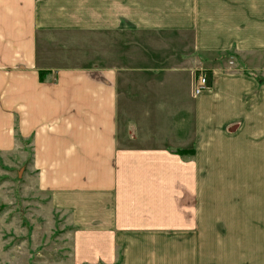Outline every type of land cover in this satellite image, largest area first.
Returning <instances> with one entry per match:
<instances>
[{
  "label": "crops",
  "instance_id": "crops-1",
  "mask_svg": "<svg viewBox=\"0 0 264 264\" xmlns=\"http://www.w3.org/2000/svg\"><path fill=\"white\" fill-rule=\"evenodd\" d=\"M51 1L0 0V150L28 142L39 187L79 226L78 253L112 261L120 247L124 264H160L157 239L179 223L195 238L264 221V0H185V22L155 26L192 32L194 54L147 66L162 58L142 52L138 67L109 47L97 65L57 62L66 44L43 41L68 22ZM119 4L92 1V32L130 30ZM196 70L210 76L198 94Z\"/></svg>",
  "mask_w": 264,
  "mask_h": 264
},
{
  "label": "rangeland",
  "instance_id": "rangeland-1",
  "mask_svg": "<svg viewBox=\"0 0 264 264\" xmlns=\"http://www.w3.org/2000/svg\"><path fill=\"white\" fill-rule=\"evenodd\" d=\"M62 1L68 27L65 32H52L43 41V51L50 52L57 45L54 39L66 44L65 51L54 50L55 60L61 64L85 67L100 64L107 47L117 63L121 64L123 58L132 67L144 65L131 61L132 55L142 52L162 58L157 63L155 58L148 60L147 66L164 65L167 56L180 59L194 54L192 32L155 26V23H177L179 19L185 22L188 11L185 0H116L120 9L130 11L131 28L111 32L109 38L101 31L92 32L93 0ZM140 21L150 24L140 31ZM259 66L264 72V65ZM186 92L189 94L190 90ZM21 141L23 150H0V264H124L125 255L120 247L112 261L87 254L84 258L78 253L75 242L79 226L73 222L69 210L54 206L51 193L39 187L30 146ZM257 213L264 215V197L259 198ZM241 220L235 223L238 235L226 237L225 231L231 228L226 222L211 223L209 235L195 238L188 236L187 222L179 223L178 237L163 232L164 236L157 239L163 251L160 264H264V221H248L245 216Z\"/></svg>",
  "mask_w": 264,
  "mask_h": 264
},
{
  "label": "built area",
  "instance_id": "built-area-1",
  "mask_svg": "<svg viewBox=\"0 0 264 264\" xmlns=\"http://www.w3.org/2000/svg\"><path fill=\"white\" fill-rule=\"evenodd\" d=\"M209 86L208 83V75L207 72L204 70H199L194 84V91L196 94L205 91Z\"/></svg>",
  "mask_w": 264,
  "mask_h": 264
},
{
  "label": "trees",
  "instance_id": "trees-1",
  "mask_svg": "<svg viewBox=\"0 0 264 264\" xmlns=\"http://www.w3.org/2000/svg\"><path fill=\"white\" fill-rule=\"evenodd\" d=\"M208 72V71H207ZM41 75H43V72L41 73ZM43 77V76H42ZM209 79H210V76H209V72H208V83H209Z\"/></svg>",
  "mask_w": 264,
  "mask_h": 264
}]
</instances>
